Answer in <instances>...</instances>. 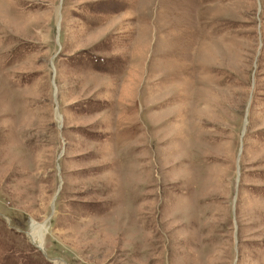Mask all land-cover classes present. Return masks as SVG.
<instances>
[{"label":"rangeland","instance_id":"1","mask_svg":"<svg viewBox=\"0 0 264 264\" xmlns=\"http://www.w3.org/2000/svg\"><path fill=\"white\" fill-rule=\"evenodd\" d=\"M0 264H264V0H0Z\"/></svg>","mask_w":264,"mask_h":264}]
</instances>
